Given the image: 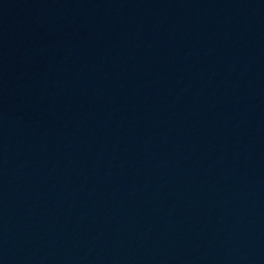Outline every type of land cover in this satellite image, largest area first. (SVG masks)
I'll list each match as a JSON object with an SVG mask.
<instances>
[{
	"label": "water",
	"instance_id": "95a60500",
	"mask_svg": "<svg viewBox=\"0 0 264 264\" xmlns=\"http://www.w3.org/2000/svg\"><path fill=\"white\" fill-rule=\"evenodd\" d=\"M0 264H264V0H0Z\"/></svg>",
	"mask_w": 264,
	"mask_h": 264
}]
</instances>
